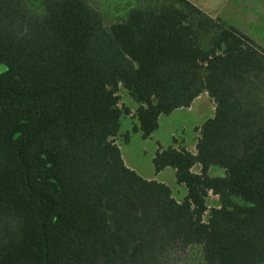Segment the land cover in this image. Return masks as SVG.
<instances>
[{
	"label": "trees",
	"instance_id": "trees-1",
	"mask_svg": "<svg viewBox=\"0 0 264 264\" xmlns=\"http://www.w3.org/2000/svg\"><path fill=\"white\" fill-rule=\"evenodd\" d=\"M201 94L195 152L152 158L178 202L115 139ZM0 264H264V47L188 0H0Z\"/></svg>",
	"mask_w": 264,
	"mask_h": 264
},
{
	"label": "rangeland",
	"instance_id": "rangeland-1",
	"mask_svg": "<svg viewBox=\"0 0 264 264\" xmlns=\"http://www.w3.org/2000/svg\"><path fill=\"white\" fill-rule=\"evenodd\" d=\"M188 1L209 16L218 17L228 25L239 29L255 43L264 47V0ZM119 96L120 105L126 106L134 113L138 104L123 89L119 91ZM213 115L212 102L207 94H201L193 100L190 107L176 109L168 115H160L157 129L146 139L141 137L140 132L131 131L133 124L137 123L136 119L131 116H123L120 119L119 135L115 141L124 165L145 180H153L166 185L170 188L173 198L181 202L187 193L186 187L176 183L172 168L167 167L155 173L152 158L158 144L163 148L182 146L194 153L198 137L195 128L211 119ZM126 132L129 133V139L127 143H124L121 137ZM173 139H176V143L173 142ZM193 172H198V167L193 168ZM209 173L215 176L222 175V170L211 167ZM216 203V197L210 196L209 205L216 206Z\"/></svg>",
	"mask_w": 264,
	"mask_h": 264
}]
</instances>
